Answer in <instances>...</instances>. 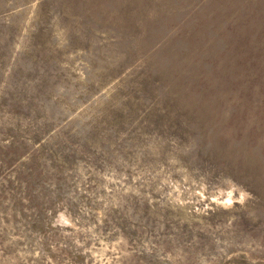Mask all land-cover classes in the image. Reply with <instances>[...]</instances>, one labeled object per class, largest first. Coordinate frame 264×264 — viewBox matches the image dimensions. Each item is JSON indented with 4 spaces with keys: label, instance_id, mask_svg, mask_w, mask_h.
Listing matches in <instances>:
<instances>
[{
    "label": "rangeland",
    "instance_id": "374dc122",
    "mask_svg": "<svg viewBox=\"0 0 264 264\" xmlns=\"http://www.w3.org/2000/svg\"><path fill=\"white\" fill-rule=\"evenodd\" d=\"M0 264H264V0H0Z\"/></svg>",
    "mask_w": 264,
    "mask_h": 264
}]
</instances>
